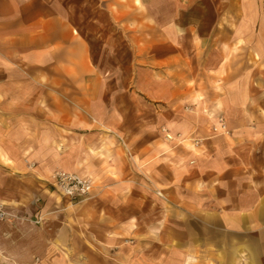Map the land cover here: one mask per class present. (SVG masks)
Instances as JSON below:
<instances>
[{
	"label": "crops",
	"instance_id": "1",
	"mask_svg": "<svg viewBox=\"0 0 264 264\" xmlns=\"http://www.w3.org/2000/svg\"><path fill=\"white\" fill-rule=\"evenodd\" d=\"M99 1L108 11L104 19L79 8L93 0H0V202L14 216L0 222V264H264V111L235 115L240 124L232 126L229 138H208L189 158L194 165L183 167L184 189L162 188L179 217L162 224L168 231L163 236L162 225L145 219L161 210L128 187L139 177L125 153L142 152L123 136L133 128L121 131L113 122L120 116L96 110L98 98L110 96L105 76L118 67L107 64L101 47L110 31L96 32L93 22L119 23L127 46L133 45L135 68L150 73L151 97L191 96L197 91L185 86L188 79L180 75L175 56L149 55L157 46L147 45L136 28L149 19L139 6L166 2L174 11L193 1ZM152 14L173 22L157 29L165 37L181 35L186 26L179 21H197L185 13ZM129 19L135 28L128 29ZM215 22L200 34L206 39L215 33L211 50L218 58L233 53L241 37L248 38L250 53L264 54V15L220 14ZM202 41L208 50L209 40ZM216 69L223 75L216 78L215 97H248L244 87L250 76L242 82L233 62H220ZM257 70L264 84L261 67ZM143 80L142 71L137 85ZM33 82L39 93H33ZM50 86L63 93L43 95L41 88ZM58 169L91 175L98 183L92 194L100 196L69 206L51 181ZM159 171L152 169L153 179ZM198 222L205 236L192 235V223ZM171 225L182 226L183 233L177 235Z\"/></svg>",
	"mask_w": 264,
	"mask_h": 264
},
{
	"label": "rangeland",
	"instance_id": "2",
	"mask_svg": "<svg viewBox=\"0 0 264 264\" xmlns=\"http://www.w3.org/2000/svg\"><path fill=\"white\" fill-rule=\"evenodd\" d=\"M52 1L53 4L54 0ZM143 1L149 3L150 0ZM192 1L193 4H190V6L175 7L174 11L166 2H161V4L158 2L155 6L153 3H151L153 6H148L147 4L139 6L140 11L145 12L149 19H142L136 28L140 34L143 31V40L147 42V45L154 44L152 46H157L149 55L155 56L156 53L155 58L158 57V59L175 56L177 68L183 71L180 75L182 78L186 76L188 79L185 86L188 89L197 91V93H192L191 96L188 93H180L177 97H151L154 86L149 78L150 73L145 67H140L143 68L142 70H139V67L135 68V55L129 49V46L133 47V45L129 44L127 46L125 38L120 33L119 23L106 21L107 26L103 25V23H101L103 26H99V23L93 22L96 32L97 30L99 32L110 31L107 32L101 47L102 49L106 48V51L104 49L103 51L107 64L110 67L114 65L118 67L108 71L109 73L105 76L107 78L106 94L110 96L99 97V100L95 103L96 110L99 111L100 115L109 116L112 114L113 117L120 116L114 119L113 122L121 128V131L133 128L130 133L129 130H125L126 135L123 136L132 145L133 149L142 150V152L139 157H134L136 151L132 153L126 151L125 153L130 167H132V172H136L139 177V182L135 181L136 183L128 184V187L132 191L141 194L144 198H148L150 203L153 204L151 206L153 209L161 210L160 216H145V219H151L150 222H154V224L157 222V225H166L169 221L173 224L174 218H179L178 216H173L172 204L169 203V199L163 193V189H184L183 167H185V164L194 165V162H188V160L190 157L193 158L194 154L198 155V149L203 141L208 138H229L233 131L232 126L236 127L240 124L239 120L236 121V118H233L235 115H241L244 112H251L254 115L257 112L262 113L264 111V84H261L258 80L260 77H256L257 75L260 76V74H257L260 73L257 70L258 66L261 67V71L264 74V54L250 53L247 49L249 46L248 38L241 37L236 42L237 47L234 48V52H226L220 59L217 57L216 50H211L212 45H214L213 47L216 45L215 33L212 37L209 36L206 39L202 38V34L205 33L200 34L202 31L207 32L213 29L216 24L215 20L220 14L245 15L247 17L248 15H264V0ZM93 2V4L80 6L79 8L92 17L100 14V16L95 18L104 19V13H108L104 8V4L99 0H93ZM51 7L54 6L52 5ZM19 10L17 9V11ZM127 11L129 12V17H131L133 9ZM152 13H157L167 18L168 16L171 18L174 13L179 15L185 13L192 16V20L196 19L197 21L191 23L177 21L178 24L186 26V28L182 29L184 32L181 31L180 36L167 34L168 36L165 37L157 29L161 30L160 27L163 28V26L167 28L173 22L166 21L168 19L163 20L162 17L154 18ZM200 18H202V21L199 20ZM189 23L192 26L191 29L187 25ZM175 24L177 23L175 22ZM127 25L128 29H133L136 23H132L129 19ZM207 39L209 40L208 50L202 41ZM115 40L116 43H114ZM227 47L223 49L227 51ZM100 55L103 57V52H100ZM145 56H148V54ZM220 62L229 64L233 62L235 75L240 76L242 82L250 76L251 83L249 88L247 85L244 87L248 97H215L216 78L221 76H218V74L223 75V72L218 73L216 69L217 64ZM120 64L124 66L119 67ZM142 71L145 84L141 85L142 82L138 81L137 85V77L142 74ZM50 87L51 89L48 87L41 88L43 95L63 93L59 87ZM32 88L34 94L39 93L38 85L34 82ZM122 93L126 97H120ZM218 93L220 94L221 90ZM117 139L123 144L120 138L117 137ZM153 155L156 156L152 158ZM97 157L101 161L103 160L102 156L98 155ZM157 165L160 168V175L153 179L151 172L154 167L158 168ZM61 171L76 173L82 177L90 178L93 181L92 193L96 191L98 183L91 175L67 169H58L55 173ZM53 175L51 181L53 180ZM186 187L189 190V186ZM54 189L56 190V187ZM56 191L60 193L58 190ZM195 191L197 190L195 189ZM92 193L85 200L70 201L71 205L69 206L86 203L94 197H99L101 192ZM39 202L40 198H35V205ZM0 205H2L1 202ZM57 206L59 208L61 204ZM164 225L161 226V234L166 236L168 231L166 230L167 226ZM199 225V222L192 223L190 231L193 236L206 235ZM168 227L171 230H175L177 235L183 233L182 226L171 225ZM34 264H39V262L34 260Z\"/></svg>",
	"mask_w": 264,
	"mask_h": 264
},
{
	"label": "built area",
	"instance_id": "3",
	"mask_svg": "<svg viewBox=\"0 0 264 264\" xmlns=\"http://www.w3.org/2000/svg\"><path fill=\"white\" fill-rule=\"evenodd\" d=\"M53 182L61 195L70 201L87 199L93 189V181L90 178L82 177L76 173L57 172L53 175ZM12 218L14 216L7 213L4 206L0 205V222H9Z\"/></svg>",
	"mask_w": 264,
	"mask_h": 264
}]
</instances>
